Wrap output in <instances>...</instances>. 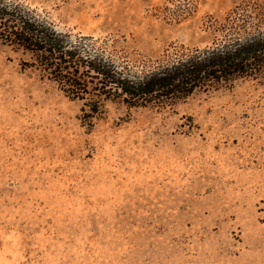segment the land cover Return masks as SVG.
<instances>
[{
    "label": "rangeland",
    "instance_id": "obj_1",
    "mask_svg": "<svg viewBox=\"0 0 264 264\" xmlns=\"http://www.w3.org/2000/svg\"><path fill=\"white\" fill-rule=\"evenodd\" d=\"M14 1L138 74L264 27V0ZM27 58L0 42V264H264V84L89 119Z\"/></svg>",
    "mask_w": 264,
    "mask_h": 264
},
{
    "label": "trees",
    "instance_id": "obj_2",
    "mask_svg": "<svg viewBox=\"0 0 264 264\" xmlns=\"http://www.w3.org/2000/svg\"><path fill=\"white\" fill-rule=\"evenodd\" d=\"M259 21L242 12L229 15L219 42L176 51L166 64L138 74L96 48L89 37L58 31L21 3L0 0V42L27 55L23 66L41 72L65 96L84 100L89 119L100 114L105 101L164 108L195 91L232 87L239 80L264 84Z\"/></svg>",
    "mask_w": 264,
    "mask_h": 264
}]
</instances>
